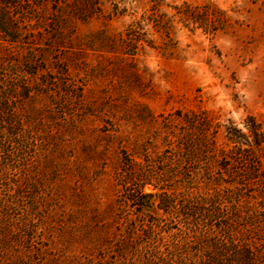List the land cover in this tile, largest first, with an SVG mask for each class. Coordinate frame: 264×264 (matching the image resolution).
Returning <instances> with one entry per match:
<instances>
[{"label":"rangeland","instance_id":"rangeland-1","mask_svg":"<svg viewBox=\"0 0 264 264\" xmlns=\"http://www.w3.org/2000/svg\"><path fill=\"white\" fill-rule=\"evenodd\" d=\"M148 1L132 5L139 13ZM185 1L202 27L176 18L170 43L155 32L153 46L129 53L120 37L132 17L109 18L110 1L81 19L67 7L72 0H0V264H122L124 226L115 215L126 159L128 175L150 176L176 198L220 190L225 214L237 204L240 215L207 226V238L222 247L247 243L264 264V139L245 145L248 117L264 131V0ZM192 114L209 123L189 126ZM228 127L243 149L212 181L203 175L183 187L196 162L179 169L176 152L164 151L215 144L220 158L237 144ZM162 218L160 240H140L127 262H138L144 248L173 250L171 240L191 225L180 214ZM194 230L197 238H184L191 249L173 253L208 260ZM231 255L217 260L237 264Z\"/></svg>","mask_w":264,"mask_h":264},{"label":"trees","instance_id":"trees-1","mask_svg":"<svg viewBox=\"0 0 264 264\" xmlns=\"http://www.w3.org/2000/svg\"><path fill=\"white\" fill-rule=\"evenodd\" d=\"M101 1L103 0H72L71 4L67 7L72 8L71 12L74 16L87 19L92 14L96 13L97 9H99L98 4ZM104 1H110L113 4L109 18L125 14H129L132 17L131 22L126 26L120 37L123 46L132 48L133 52L129 53L137 51L143 43L148 46H153L155 40L153 35L155 32L165 36L166 43H170L173 21H175L176 18L184 25L198 24L202 27V22L192 14L191 6L185 0L182 1L180 5L173 3L174 1L168 0H149L148 6L139 13L134 9L135 5H132L133 0ZM166 7H170L171 10L169 12L166 11ZM0 28H2L4 32L6 31V28L1 22ZM7 34L11 40L15 39L13 34ZM4 104L5 101H0L1 107H3ZM1 107L0 110H2ZM247 119L250 123L246 124L248 134L245 136L250 137L252 135V140L249 141L252 143L248 142V144L245 145H260L264 139V131L260 129L258 123L253 122L251 117ZM206 123H209V121L199 120L196 114H192V116L187 119V124L193 128H202ZM227 129L230 141L237 144H233L230 150H220V158H217L218 155L217 151H215V144H176L174 147L173 145H169V149L164 151L173 150V152H176L179 169L185 162L191 160L196 162L193 172L190 174L189 179L186 180L183 187L187 188L198 185L203 175L205 179L207 177L209 181H212L214 169L220 168L225 170L234 159V154L232 153H235L238 149H243V144H241L242 141L234 138L231 127ZM160 157H165L164 153L161 154ZM216 159L221 160L219 164ZM129 166L130 161L126 159L123 163V172L119 173L118 176L120 194L117 204L119 208L115 215L116 223L119 226H124L122 235L125 241L121 242L116 250V257L119 256L122 264H223L217 260V256L228 250L231 251L232 254L229 261L238 262L237 264H258V258L255 256V249L249 244L246 243L244 246H237L235 243L230 242L231 247H222L219 246L217 238H207V234H205L207 226H221V223L226 221L227 218L233 220L234 217L236 220L240 215L237 204H234L231 215L225 214L224 205L226 201L224 199L227 197H223L224 195L220 190L208 192L194 190L189 193L180 191L178 192L180 193V198H176L175 193L169 191L165 186H159L157 183H154L150 176L141 174L138 180L132 178L127 174ZM147 183H150L153 188L157 190L145 192L143 187ZM165 214H180L191 222L188 230H186L187 228H185V230L180 229V231L183 230L184 233L183 239L179 240L178 238H173L171 240V244L174 247L173 250H176L175 248H178L180 245L191 249L192 245L187 244L184 238L185 236L197 238V234H195L196 230L194 229L198 227V229H200L198 230V236L201 237V245L208 247L211 252L209 253L208 260L190 254L177 257V255L174 254L175 252L173 253V250L164 253L163 250L157 249V245L152 248H144L145 254L139 258L138 262L126 261V256L138 249L140 240L143 239V241H147L150 238L154 239L155 242L160 240L158 238L159 231L157 227L160 222H162V216Z\"/></svg>","mask_w":264,"mask_h":264}]
</instances>
